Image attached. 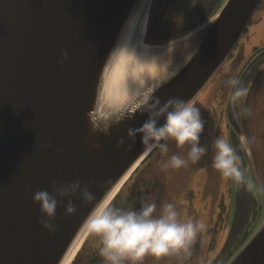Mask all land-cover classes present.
<instances>
[{"label":"water","instance_id":"95a60500","mask_svg":"<svg viewBox=\"0 0 264 264\" xmlns=\"http://www.w3.org/2000/svg\"><path fill=\"white\" fill-rule=\"evenodd\" d=\"M155 0H0V264H69L89 235L81 222L88 209L77 198L75 216L64 218L67 200L58 207L50 233L39 224L33 194L51 192L53 181L82 184L106 181L115 200L153 153L140 138L117 148L128 127L147 118L141 111L113 126L109 135L93 133L97 94L104 63L118 43L140 44L153 75L166 79L156 95L197 102L234 55L264 0H224L216 13L193 31L162 45L145 43L144 28ZM68 60L61 64L63 54ZM264 47L243 65L240 83ZM231 87L226 108L232 141L234 117L239 124ZM129 143H131L129 141ZM99 145V146H97ZM263 215L244 244L225 264H264V193L252 150H244ZM238 182L232 180L236 215ZM97 196L101 189H93Z\"/></svg>","mask_w":264,"mask_h":264},{"label":"clouds","instance_id":"9594fccd","mask_svg":"<svg viewBox=\"0 0 264 264\" xmlns=\"http://www.w3.org/2000/svg\"><path fill=\"white\" fill-rule=\"evenodd\" d=\"M67 60L65 52L60 63ZM153 63L159 72V59L145 58L129 42H120L112 49L101 74L97 94L99 110L90 122L92 132L109 135L113 126L133 119L135 112L141 111L147 118L139 127H128L127 138L121 137L117 142L118 149L126 145L130 148L139 137L144 151L157 153L161 157V170L167 171L198 164L211 147V167L222 178L241 182L243 172L237 146L224 135L215 137L210 146L202 144L205 121L196 98L172 97L162 101L156 93L170 76L153 75L149 71ZM228 84L234 90L233 103L246 95L247 90L238 80L231 79ZM172 145L176 149L186 148L185 155H169ZM249 146L250 140L241 136L239 149L248 150ZM106 184V181L82 184L79 179L67 183L53 181L51 192L36 191L33 201L39 207V224L55 233L58 207L67 200L64 218L75 216L78 207L72 198L79 199L88 209L81 226L97 242L103 264H144L147 256L161 258L187 251L206 228L203 221L184 216L173 202L157 204L146 197L139 207L115 203ZM93 189H101L100 195ZM259 191L264 193V188Z\"/></svg>","mask_w":264,"mask_h":264},{"label":"rangeland","instance_id":"374dc122","mask_svg":"<svg viewBox=\"0 0 264 264\" xmlns=\"http://www.w3.org/2000/svg\"><path fill=\"white\" fill-rule=\"evenodd\" d=\"M263 47L264 3L255 15L252 24L232 58L220 70L204 95L197 102L202 118L205 121V130L201 137L202 144L210 146L212 140L220 135L229 137L230 128L225 114L231 90L228 81L236 79L244 62L250 58L255 50ZM262 85H264V82ZM261 87L258 90V98L259 101L264 102V86ZM245 96L247 95L242 97ZM251 99L254 101V97ZM239 101L237 102L238 107H236V102L234 103L235 112L244 134L246 133L245 138L248 137L250 140L251 146L249 148L253 153L257 176L261 188H264V103L263 105L259 103L253 109L251 101L248 102L250 118L248 119V124L244 126V123L240 121V114L242 113L240 106L244 103L247 106V103L246 101L239 103ZM228 116L230 124L234 128L232 132L238 139L239 129L235 123L237 131L231 122V118L234 120V117L231 112ZM173 153L185 155L186 148L176 149L172 145L170 146L169 155ZM212 155L213 150L209 147L208 154L198 164H189L179 170L169 169L163 171L160 167L161 157L154 152L120 192L124 196L137 194V192H150V197L157 204L162 201L173 202L184 216L190 217L194 221H203L206 225L205 230L197 235L201 241H198L196 250L194 249V244L197 237L187 251L182 250L178 254L161 258L147 256L144 264H221L219 262L220 255L227 243L234 220L231 192L232 180L222 178L220 173L211 167ZM245 164L249 167L247 158ZM245 164H243L244 170ZM251 183L253 185L252 176ZM134 199L140 200L138 195ZM254 225V217L251 216L247 227H245L246 232L250 231ZM93 246L95 248L98 247L95 239Z\"/></svg>","mask_w":264,"mask_h":264},{"label":"trees","instance_id":"16d2710c","mask_svg":"<svg viewBox=\"0 0 264 264\" xmlns=\"http://www.w3.org/2000/svg\"><path fill=\"white\" fill-rule=\"evenodd\" d=\"M222 1L223 0H155L150 14L146 43L150 45H162L184 36L211 18L220 8ZM262 62H264V54L251 66V72L245 75L240 84V86L247 90L246 95L248 93V78L250 76L260 78L259 81H255L256 87L261 86L264 82V80H262L264 79V64H262ZM253 70L254 74L252 73ZM251 98L252 97L248 98L247 96L240 97V101H238L239 103H244L245 101L247 103ZM238 101H236V107H238ZM240 108L242 110L240 114L242 119L240 118V121L246 126L250 118L248 105L246 106L244 103ZM245 110H247V114H245ZM237 112L239 113L238 109ZM241 170L243 172V180L238 182L236 215L227 243L220 255L219 262H221V264H225L244 244L263 215L261 201L251 183L249 167L246 165L245 170L244 167L241 168ZM136 195L139 196L140 200L134 199ZM146 197H150V192H137V194L126 196L120 193L114 202L125 206L139 207L141 200ZM251 216L254 217L255 225L250 231L246 232L245 227H247V223ZM198 241H201L199 237L195 240L194 249L198 246ZM93 244L94 238L89 237L73 264H103V260L98 254V247L95 248Z\"/></svg>","mask_w":264,"mask_h":264},{"label":"flooded vegetation","instance_id":"af4514ba","mask_svg":"<svg viewBox=\"0 0 264 264\" xmlns=\"http://www.w3.org/2000/svg\"><path fill=\"white\" fill-rule=\"evenodd\" d=\"M258 51V49L257 50H255V52H257ZM254 52V53H255ZM253 53V54H254ZM252 54V55H253ZM251 55V56H252ZM250 56V57H251ZM258 60V59H257ZM256 60V61H257ZM255 61V62H256ZM254 62V63H255ZM253 63V64H254ZM244 64H245V62H244ZM262 64H264V62H262ZM251 72V67H250V69L248 70V72L247 73H250ZM253 74H254V70H253V72H252ZM259 79L260 78H257V77H252V76H250L249 78H248V93H247V97H254V101L251 99L249 102L251 103V107L254 109L255 107H257V105L259 104V103H261V105H263V101H259V98H258V90H259V88H260V86L259 87H256L257 85H255V81H259ZM262 80H264V79H262ZM242 82V81H241ZM241 84V83H240ZM263 84V83H262ZM261 84V86L263 87L264 85H262ZM261 87V88H262ZM256 91H257V93H256ZM247 105H248V102H247ZM231 122H232V124H233V126L235 127V129L238 131V129H237V127H236V125H235V122H234V120H232V118H231ZM246 134V133H245ZM246 137H247V135H246ZM232 139H233V145L234 146H237V150H238V155H239V157H240V167L241 168H243L244 166H243V164H245V160H246V156H245V153H244V150H240L239 149V141H238V139H237V137H236V135L235 134H233V132H232ZM247 139H248V137H247ZM249 140V139H248ZM236 142V143H235ZM251 146V145H250ZM246 166V165H245ZM250 170V169H249ZM250 174H251V171H250ZM237 190H238V188H237ZM238 192V191H237Z\"/></svg>","mask_w":264,"mask_h":264},{"label":"bare ground","instance_id":"6f19581e","mask_svg":"<svg viewBox=\"0 0 264 264\" xmlns=\"http://www.w3.org/2000/svg\"><path fill=\"white\" fill-rule=\"evenodd\" d=\"M146 30H147V24L145 25V28H144V34L146 33ZM139 46H141V47L138 48V51H140V50H149V47H146V45L144 44V42H143V45L140 44ZM142 55H143V54H142ZM143 56H144L145 58H147V55H146V54H144ZM80 247H81V245L77 248L76 252L80 249ZM76 252H75V254H76ZM75 254L73 255V257H72V259H71L70 262H72V260H73V258H74V256H75ZM70 262H69V264H70Z\"/></svg>","mask_w":264,"mask_h":264}]
</instances>
